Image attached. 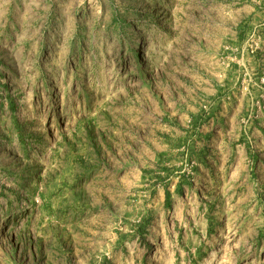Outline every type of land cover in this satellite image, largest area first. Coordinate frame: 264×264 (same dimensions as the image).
<instances>
[{
  "label": "rangeland",
  "instance_id": "obj_1",
  "mask_svg": "<svg viewBox=\"0 0 264 264\" xmlns=\"http://www.w3.org/2000/svg\"><path fill=\"white\" fill-rule=\"evenodd\" d=\"M0 264H264V0H0Z\"/></svg>",
  "mask_w": 264,
  "mask_h": 264
}]
</instances>
